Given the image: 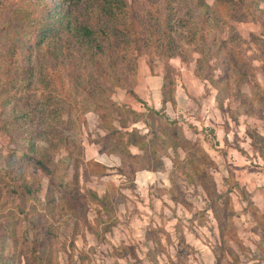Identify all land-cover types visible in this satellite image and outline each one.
<instances>
[{
  "label": "rangeland",
  "instance_id": "obj_1",
  "mask_svg": "<svg viewBox=\"0 0 264 264\" xmlns=\"http://www.w3.org/2000/svg\"><path fill=\"white\" fill-rule=\"evenodd\" d=\"M77 1L112 44L57 36L8 72L15 9L44 0H0V74L32 73L11 93L0 75V264H264V0H126L115 24ZM213 208L229 213L222 249Z\"/></svg>",
  "mask_w": 264,
  "mask_h": 264
},
{
  "label": "trees",
  "instance_id": "obj_2",
  "mask_svg": "<svg viewBox=\"0 0 264 264\" xmlns=\"http://www.w3.org/2000/svg\"><path fill=\"white\" fill-rule=\"evenodd\" d=\"M65 1V0H64ZM74 1V0H72ZM94 5V11L95 13H98L99 16H101V19L103 18L108 23L113 22L114 24L117 23L116 21L119 19L120 15L124 16L123 13L129 8V4L126 2V0H92ZM38 2V0H36ZM35 2V3H36ZM42 6V8H37L36 14L33 12H30V8H27L25 4H21L18 7H16L14 14L21 13L22 15L19 16L17 19V24L20 25V27L26 26V31L23 35V40L21 41L20 46L17 45H11L8 43L9 47L6 49L5 53L2 54L3 56V63L4 65L1 67V69H6L8 72L11 71L8 65L9 60L13 59L17 52L23 51L24 55H29L32 52V48L37 51V48L42 47L43 41L46 39H51L52 41H56L55 38L59 36L60 38L63 36L64 38L67 37V40L65 45H68L70 47H74L73 39H75L77 42L81 44L83 47L91 46V50L96 48V51L93 53L98 54L100 53V50H104L102 42H100L99 37H102V40L104 39L106 41H109L110 45L113 41V35L112 32L109 33L106 28L103 27L102 23L100 22L99 17L93 19V22H79L75 19L73 14L72 7H76L77 11L79 10V1H75L74 3H71L67 7H62V10H58V7H54L50 4V0H44V4H37ZM25 24V25H24ZM17 25V26H18ZM19 28V26H18ZM58 40V41H59ZM101 40V41H102ZM58 55V54H57ZM112 57V55H111ZM18 71H15L13 75H10L6 72H3L5 74H0L3 76H7L8 80L3 81L1 83V90L3 92L11 93L9 90V86L15 87L16 84H19L22 87L29 88V85L31 84V80L29 78L31 77L32 73L30 72V66L24 67V68H17ZM9 85V86H8ZM14 85V86H13ZM173 81L169 82L167 80V77L164 78V84L162 86L163 88V97H164V103L167 104L168 102H171L172 105L175 106L176 104V97L174 98V94H172L171 98H168V86H173ZM115 86L123 87L122 84H115ZM133 91V90H132ZM52 93V92H51ZM13 97H8L5 99L3 108L5 109L8 104L15 103L13 100H15V94H11ZM24 100L29 99L28 94H23ZM30 106V100H26V105L21 110L19 109V117H28V112H30L29 109ZM154 114L161 117V113L157 110L154 111ZM177 127V126H176ZM177 129V128H176ZM135 134L137 135L138 131L134 130ZM176 132V131H175ZM143 138V137H142ZM133 144L136 145L139 149L143 151H147L145 146L146 143H140L139 141L134 140ZM37 165H40L43 167L44 170L47 169V173H52V171L46 166L44 162H36ZM211 182L214 181L211 180ZM203 186V184H202ZM207 195L210 197L211 202L215 205L217 198H221L220 194L217 192V189L215 190V187H213L212 190H209V188H205ZM78 191V190H77ZM213 191V192H212ZM78 191V195H79ZM77 194V193H76ZM100 199V198H99ZM216 199V200H215ZM100 205L103 207L105 206V203L100 201ZM214 210V208H213ZM224 217L223 222L218 218V214L216 213V218H218L219 222V229H220V238L222 242V246L220 249L225 247L227 240V228H229V213L227 211H224ZM220 255H225L224 252H219ZM217 256V255H216ZM222 256V257H223ZM221 256H219L220 258ZM54 256L49 257L47 255L46 258L40 261V264H53ZM221 260V258H220ZM219 262V261H218Z\"/></svg>",
  "mask_w": 264,
  "mask_h": 264
},
{
  "label": "crops",
  "instance_id": "obj_3",
  "mask_svg": "<svg viewBox=\"0 0 264 264\" xmlns=\"http://www.w3.org/2000/svg\"><path fill=\"white\" fill-rule=\"evenodd\" d=\"M187 95V94H186ZM176 103L179 104L178 96H176ZM168 104V103H167Z\"/></svg>",
  "mask_w": 264,
  "mask_h": 264
}]
</instances>
